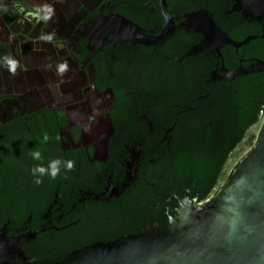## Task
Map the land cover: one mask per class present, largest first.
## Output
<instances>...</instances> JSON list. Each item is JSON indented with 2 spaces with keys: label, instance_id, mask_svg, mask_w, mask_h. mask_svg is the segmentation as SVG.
Segmentation results:
<instances>
[{
  "label": "flooded vegetation",
  "instance_id": "obj_1",
  "mask_svg": "<svg viewBox=\"0 0 264 264\" xmlns=\"http://www.w3.org/2000/svg\"><path fill=\"white\" fill-rule=\"evenodd\" d=\"M30 1L31 7L2 6L0 12V58L9 55L18 62L12 73L0 59V160L7 154L10 181L36 188L38 205L17 225L11 221L18 211L12 219L9 212L2 213L0 237L8 250L2 251L6 255L0 264H60L127 237L157 236L158 229L151 227L137 235L121 227L124 235L114 238L128 198L138 193L137 199L149 204L150 193L140 174L145 153L136 150L125 126L123 100L150 112L161 101L156 91H163L156 76L162 69L154 64L167 61L175 64L178 88L194 92L196 106L237 93L250 81L263 88L264 0ZM123 21L147 34L155 32L156 41L169 37L151 45L123 41L117 35ZM210 21L236 46L195 32ZM195 47L202 52L184 57ZM64 62L68 70L60 74ZM137 113L151 129L143 110ZM261 116L264 121V111ZM37 149L43 156L39 161L30 155ZM57 157L75 160V168H62L55 179L45 176L36 185L30 169ZM132 164L137 173L129 180ZM136 209H141L138 202L132 211ZM48 247L70 253L64 259L57 256V263H39L35 258Z\"/></svg>",
  "mask_w": 264,
  "mask_h": 264
},
{
  "label": "trees",
  "instance_id": "obj_2",
  "mask_svg": "<svg viewBox=\"0 0 264 264\" xmlns=\"http://www.w3.org/2000/svg\"><path fill=\"white\" fill-rule=\"evenodd\" d=\"M154 67L162 69L156 75L162 83L163 91H156L161 101L151 106L150 112L144 105H132L125 100L122 108L126 114L125 126L137 143L136 150L145 153L140 174L148 182L149 204L141 197L137 199L138 193L128 198L130 205L125 217H120L115 239L124 235L120 232L121 227L133 235L151 227L158 229L155 237L167 236L170 233L169 217L177 219L179 216V201L186 199L188 192L190 199H197V204L211 199L230 179L239 162L251 152L264 129L261 116L264 86L260 87L258 82H247L241 88L237 87V93L207 98L196 106L193 102L194 92L178 88L174 63H155ZM149 92L152 94L154 91ZM211 100L216 103L213 104ZM187 107L194 110L189 111ZM140 110L147 115L151 129L144 120L138 119L140 114L137 111ZM165 130L170 132L167 135L169 142L164 140ZM253 134L254 139L248 142ZM6 155L0 160V226L5 221L2 213L9 212L12 219L15 211H18V217L11 221L17 225L34 211L38 202L36 188H27L7 177L10 162ZM13 193H17L16 196L12 197ZM20 193L19 198L17 195ZM166 199L170 200L167 207L164 203ZM136 202L141 209L132 211ZM45 249L35 258L39 263L45 259H53L52 262L57 263V256L62 255L64 259L70 253L68 250L53 251L50 247Z\"/></svg>",
  "mask_w": 264,
  "mask_h": 264
},
{
  "label": "water",
  "instance_id": "obj_3",
  "mask_svg": "<svg viewBox=\"0 0 264 264\" xmlns=\"http://www.w3.org/2000/svg\"><path fill=\"white\" fill-rule=\"evenodd\" d=\"M30 2L6 0L3 3L0 0V12L2 6L31 7ZM120 28L118 38L133 43L151 45L169 37L165 34L156 41L151 36L155 32L147 34L125 21ZM195 32L205 39L211 33L225 44L236 46L211 21ZM200 52L202 48L195 47L184 57ZM203 98H198L197 102ZM136 173L132 164L128 170L129 180H133ZM189 195L188 192L187 198L179 201L178 218L169 217L167 236L127 237L60 264H264V129L251 152L211 199L197 204V199H190ZM17 248V245L12 246L14 250ZM4 250L8 249L1 236L0 263L6 255Z\"/></svg>",
  "mask_w": 264,
  "mask_h": 264
},
{
  "label": "clouds",
  "instance_id": "obj_4",
  "mask_svg": "<svg viewBox=\"0 0 264 264\" xmlns=\"http://www.w3.org/2000/svg\"><path fill=\"white\" fill-rule=\"evenodd\" d=\"M48 38L50 37H46V39ZM0 59H2L3 63L8 67L10 72L12 73L15 72L18 62L14 58H12L9 55H5ZM67 70H68V65L66 62L61 63L58 66V72L60 74L65 73ZM261 111H264V107H262ZM85 130H89V129H85ZM43 139L44 141H48L49 140L48 135L45 134ZM30 155L33 160L39 161L43 159L42 152L38 149L30 151ZM75 166H76L75 160L73 159L64 160L61 157H57L55 159L50 160L47 165L40 163V164L33 166L30 169V173H31L33 182L36 185H40L43 183L45 176L51 179H55L57 176L61 175L62 168L65 170V172H67V171L73 170Z\"/></svg>",
  "mask_w": 264,
  "mask_h": 264
},
{
  "label": "rangeland",
  "instance_id": "obj_5",
  "mask_svg": "<svg viewBox=\"0 0 264 264\" xmlns=\"http://www.w3.org/2000/svg\"><path fill=\"white\" fill-rule=\"evenodd\" d=\"M253 139H254V137L251 139V141H252ZM249 142H250V141H249ZM243 148H244V146L241 147V149H243Z\"/></svg>",
  "mask_w": 264,
  "mask_h": 264
},
{
  "label": "bare ground",
  "instance_id": "obj_6",
  "mask_svg": "<svg viewBox=\"0 0 264 264\" xmlns=\"http://www.w3.org/2000/svg\"><path fill=\"white\" fill-rule=\"evenodd\" d=\"M136 40V39H135Z\"/></svg>",
  "mask_w": 264,
  "mask_h": 264
}]
</instances>
